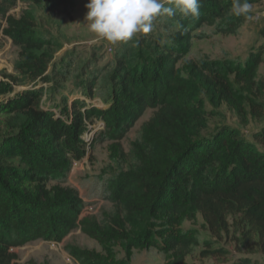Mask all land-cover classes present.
Wrapping results in <instances>:
<instances>
[{
    "label": "trees",
    "instance_id": "1",
    "mask_svg": "<svg viewBox=\"0 0 264 264\" xmlns=\"http://www.w3.org/2000/svg\"><path fill=\"white\" fill-rule=\"evenodd\" d=\"M20 1L29 5L16 17ZM200 2L198 19L158 17L152 32L116 46L113 61L76 73L74 59L54 61L55 42L40 30L35 6L56 13L77 0H0V33L20 48L15 70L22 76L0 80V264H25L15 248L61 242L76 229L100 245H67L77 264H133L137 251L151 249L163 264H186L202 242L184 225L199 215L212 236L234 231L251 255L264 256V124L249 140L228 125L204 134L197 121L202 97L215 107L226 103L240 118L248 108L264 117V25L261 44L244 59H191L195 41L238 35L249 21L232 13L233 0ZM72 77L81 89L66 92ZM28 83L35 86L15 90ZM47 94L51 107L42 104ZM96 96L105 107L88 102ZM149 109L154 113L126 150L124 140ZM101 144L120 168L99 178L90 197L108 206L82 216L86 204L70 175Z\"/></svg>",
    "mask_w": 264,
    "mask_h": 264
},
{
    "label": "rangeland",
    "instance_id": "2",
    "mask_svg": "<svg viewBox=\"0 0 264 264\" xmlns=\"http://www.w3.org/2000/svg\"><path fill=\"white\" fill-rule=\"evenodd\" d=\"M87 2L88 0H77L76 6L64 7L56 13H49L43 6H35L40 30L46 37L55 42L53 48L50 49L54 54V61L59 62L63 56L66 59H74L76 73H80L82 67H87V73L98 70L107 62L113 61L115 57V52L108 53L106 51L102 38L89 31L87 22L84 21ZM28 5V2L20 1L18 6L11 11V14L16 17L20 16L22 10ZM252 10L255 12L254 18L244 23L238 35H216L209 39L197 40L194 42L189 58L194 60H222L230 57L244 59L252 48H257L262 42L260 30L264 25V3L252 6ZM19 52L20 48L13 43L12 39L0 33V80H8V75H13L17 79L22 78L21 74L15 70ZM263 74L264 66H261L259 77L262 78ZM77 80V78L72 77L65 84V91H80L81 88ZM33 86L35 85L32 83L20 84L16 86L15 90L22 91ZM261 100L264 103V93ZM88 102L99 107H105L99 96L93 100L88 99ZM54 103L49 94L42 100V104L48 107L53 106ZM199 105L198 129L204 134L213 133L221 125H228L240 129L251 140L252 135L264 124V117L262 119L253 118L249 114V108L246 117L240 118L226 103L215 107L209 103L207 98L202 97ZM153 113L154 111L149 109L129 133L128 138L124 140L126 150L129 149V142L138 135L142 123L148 120ZM96 127L98 128L99 125ZM93 132L94 130L85 134L84 137L90 138ZM116 168L120 167L111 161L107 144L89 148L86 157L75 163L69 183L79 190L86 207H93V211L90 208L84 209L82 216L95 215L104 206H108L101 200L100 196H95L93 199L90 197H93L99 189L98 184L95 185L99 178H106ZM184 226L197 229L202 242L187 257L186 264H230L244 257L264 261V256L259 251L251 255L248 248L239 240L240 235L234 231L223 238L212 236L201 215L195 222H186ZM67 245L100 250V245L96 240L84 234L80 229H76L61 242L38 240L15 248L14 251L18 255L19 262L25 264H77L66 250ZM221 250L226 252H221ZM69 257L72 259L69 260ZM163 263L162 255L155 249L137 251L133 261V264Z\"/></svg>",
    "mask_w": 264,
    "mask_h": 264
},
{
    "label": "clouds",
    "instance_id": "3",
    "mask_svg": "<svg viewBox=\"0 0 264 264\" xmlns=\"http://www.w3.org/2000/svg\"><path fill=\"white\" fill-rule=\"evenodd\" d=\"M84 21L88 29L110 44L127 43L137 34H148L153 31L154 21L158 17L182 18L200 16V0H88ZM231 11L236 16L247 20L254 17L250 14L252 5L249 0H233ZM183 25L177 22V30ZM138 42V41H137Z\"/></svg>",
    "mask_w": 264,
    "mask_h": 264
},
{
    "label": "built area",
    "instance_id": "4",
    "mask_svg": "<svg viewBox=\"0 0 264 264\" xmlns=\"http://www.w3.org/2000/svg\"><path fill=\"white\" fill-rule=\"evenodd\" d=\"M102 42H103L105 49L108 53L109 52H111V53L115 52V48L117 45L110 44L109 42H107L106 40H103V39H102ZM88 208H90L93 211V207H88V206L85 208V210ZM71 259H72V257H69V260H71Z\"/></svg>",
    "mask_w": 264,
    "mask_h": 264
},
{
    "label": "bare ground",
    "instance_id": "5",
    "mask_svg": "<svg viewBox=\"0 0 264 264\" xmlns=\"http://www.w3.org/2000/svg\"><path fill=\"white\" fill-rule=\"evenodd\" d=\"M74 99V96L72 97V99L71 100H73Z\"/></svg>",
    "mask_w": 264,
    "mask_h": 264
}]
</instances>
